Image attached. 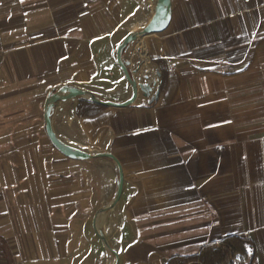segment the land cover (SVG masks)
Instances as JSON below:
<instances>
[{"label": "crops", "instance_id": "1", "mask_svg": "<svg viewBox=\"0 0 264 264\" xmlns=\"http://www.w3.org/2000/svg\"><path fill=\"white\" fill-rule=\"evenodd\" d=\"M155 1L0 0V264L113 263L94 220L115 173L54 149L44 109L63 86L127 101L116 50ZM171 2L167 30L124 53L158 100L96 116L78 115L88 101L58 103L54 132L122 166L121 199L99 217L119 264H167L233 237L264 264V0Z\"/></svg>", "mask_w": 264, "mask_h": 264}, {"label": "water", "instance_id": "2", "mask_svg": "<svg viewBox=\"0 0 264 264\" xmlns=\"http://www.w3.org/2000/svg\"><path fill=\"white\" fill-rule=\"evenodd\" d=\"M172 18V2L171 0H156L153 8V15L146 24V26L138 32L131 33L128 35L122 43L118 46L116 50V62L120 70L124 74L128 85L131 90V97L123 102L116 103L113 101H106L100 99L96 95L92 94L89 91L79 89L72 86H63L52 92L45 104L44 109V122L46 133L48 139L54 149H56L61 155L67 159L73 161H95L99 164L106 165L110 167L116 176V191L112 201L104 208L100 209L97 213L94 220V231L102 242L104 247L110 252L113 256L114 261L112 264H119L120 257L117 251L111 247L108 242L106 235L102 229L98 228L97 220L101 215H104L112 211L118 202L121 199L123 185H124V175L122 166L119 160L110 153L103 152H88L77 147H74L66 142L62 141L54 132L52 126V115L55 109V106L58 103H67L71 101H88L90 103L99 105L101 107L107 108H117L124 109L133 105L138 98L142 100H147L149 103H154L158 100L160 96V89L157 88V81H152L151 75L147 73L144 65H141L132 71L130 69V64L125 61L124 53L128 48L134 45L142 37L149 35H158L162 34L167 30L170 25ZM161 74L157 71V78L160 79Z\"/></svg>", "mask_w": 264, "mask_h": 264}, {"label": "trees", "instance_id": "3", "mask_svg": "<svg viewBox=\"0 0 264 264\" xmlns=\"http://www.w3.org/2000/svg\"><path fill=\"white\" fill-rule=\"evenodd\" d=\"M156 65L162 71V86L165 84L166 70L161 61ZM105 107L90 103L80 102L79 116H96ZM255 249L253 244L240 237L227 240L205 248L199 255L190 258H173L167 264H251L254 259Z\"/></svg>", "mask_w": 264, "mask_h": 264}, {"label": "bare ground", "instance_id": "4", "mask_svg": "<svg viewBox=\"0 0 264 264\" xmlns=\"http://www.w3.org/2000/svg\"><path fill=\"white\" fill-rule=\"evenodd\" d=\"M97 225H98V228H100V226H99V218H98V220H97ZM101 229V228H100Z\"/></svg>", "mask_w": 264, "mask_h": 264}, {"label": "rangeland", "instance_id": "5", "mask_svg": "<svg viewBox=\"0 0 264 264\" xmlns=\"http://www.w3.org/2000/svg\"><path fill=\"white\" fill-rule=\"evenodd\" d=\"M114 261V258H113V256H112V262Z\"/></svg>", "mask_w": 264, "mask_h": 264}]
</instances>
